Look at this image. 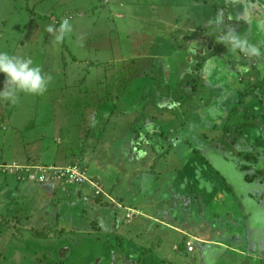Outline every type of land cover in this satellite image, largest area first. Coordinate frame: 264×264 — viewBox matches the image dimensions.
<instances>
[{
    "label": "rangeland",
    "instance_id": "1",
    "mask_svg": "<svg viewBox=\"0 0 264 264\" xmlns=\"http://www.w3.org/2000/svg\"><path fill=\"white\" fill-rule=\"evenodd\" d=\"M196 1L157 0L155 4L148 0L132 9V0H0V51L31 59L42 75L53 72L48 66L57 67L61 75L71 78L70 88L74 89L61 86L60 78L55 86L47 84L41 94L18 92L15 103L0 96V115L3 110L13 115L14 129L31 125L35 114L33 130L47 131L43 143L48 148L41 161L16 164L17 175L41 184L37 180L42 175L39 169L76 166L102 190L97 194L87 181L80 186L54 178L58 176L53 177L49 168V179L43 184L58 187L55 194L60 197L51 198L54 215L46 224L50 227L48 244L33 239L25 229H35L36 225H23L21 214L0 212V264H95L100 255L104 259L96 264H209V255L203 251L206 247L219 249L223 234L228 238L234 231H244L245 225L264 219V198L259 196V187L264 188V148L257 156L255 151H239L243 141L238 135L241 124L249 118L264 130V22H260L264 19V0H214L219 9L227 4L243 14L247 29L239 28L237 36L258 48L260 55L231 50L224 38L233 23L206 26L202 20L213 12L207 6L211 0ZM68 3L87 8L85 14L91 24V20H98L79 31L81 17L77 15L81 12H70ZM164 3L162 8L168 14L159 16L156 11L159 13ZM110 6L120 15L109 10ZM103 9L106 17L105 13L98 14ZM64 20L71 30L57 42L56 29ZM48 26L53 27L52 33ZM207 27L214 30L213 34L206 32ZM184 32L191 36H184ZM84 40L87 50L93 45L100 48L96 58L76 50ZM93 60L102 66L94 69ZM238 62L241 71L233 73ZM4 78L0 74V90ZM85 78L88 81L83 83ZM139 79L146 83L142 85ZM224 83L231 90L220 91V95L228 94L222 100L225 112L215 117L209 104ZM97 88L102 90L97 92ZM96 106L107 109L102 122L92 111ZM116 111L117 117L112 118ZM53 114L55 119L50 117ZM114 120L122 135L109 145L113 135L106 131ZM4 121L0 117V129L9 131L11 120L7 124ZM255 128L248 130L249 134L255 133ZM1 131L0 141L11 132ZM125 135L131 137L128 149L123 144L126 140H121ZM203 137L209 143L207 149L203 148ZM260 137L264 142V131ZM185 138L189 142H184ZM38 151L31 148L32 153ZM211 156L223 157L226 166H215ZM254 156L260 157L258 167L251 162ZM42 160L54 163L41 165ZM23 165L31 166L30 171H20ZM197 169L205 170L203 177L196 176ZM97 173L105 176L99 178ZM187 174L199 180L187 181ZM234 174L240 182L249 183L248 195L239 194ZM209 176L210 181L200 180ZM224 195H233V211L222 206ZM100 207H106L104 212ZM228 216L239 229L229 225ZM82 229L88 232L84 241L76 235ZM189 240L191 254L184 251ZM132 246L137 247V255L129 251ZM145 249L150 254L165 249L166 254H155L156 262L151 254L152 261L147 263V256L140 257ZM170 252L183 260H170ZM220 256L215 264L232 254L223 251Z\"/></svg>",
    "mask_w": 264,
    "mask_h": 264
},
{
    "label": "crops",
    "instance_id": "2",
    "mask_svg": "<svg viewBox=\"0 0 264 264\" xmlns=\"http://www.w3.org/2000/svg\"><path fill=\"white\" fill-rule=\"evenodd\" d=\"M150 1L152 2V0H150ZM153 1L155 4L157 3V0H153ZM198 1L201 2L203 0H197L196 3H198ZM108 3H109L108 1L105 3L106 4L105 8H107L109 6ZM146 3H148V0H132L131 7L133 9L134 5L139 6V4L145 5ZM120 4H121V2H120ZM165 5H166V3H164V5H161L159 13H157V11H156L157 15L159 14V16L160 15L165 16L168 14V12H165L162 8V6H165ZM182 5H185V4H182ZM68 6L70 9V12L75 13V15H76V12H81V14L78 13L80 15H77V16L81 17V19L79 20V23H78L79 24L78 25L79 31H85L87 24L89 26L94 25L95 22L98 20V19H96L95 21L91 20L93 23V24H91L89 22L90 16H87V13L85 14V11L88 10L87 8H85L83 6H71L70 3H68ZM207 6H211V8L213 9V12L210 11V12L206 13L208 18H205L206 20H202V21L206 22V26L216 25V24L220 23L221 26L224 27L225 24H229V22H231V23H233V28L230 27L228 34L231 33V34H235L237 36L239 28L244 29V31H246L247 27H246L245 23L242 21L245 19V17L243 16L242 13H239V10L236 11V9H231V8H234V6L231 7L230 5L222 4V8L219 9L220 7H217L219 5L216 4V1H214V0H211V3L208 4ZM91 8H93V6L90 7L89 9H91ZM109 10L116 12V9L112 6L109 7ZM130 12L131 11H129L127 13H130ZM103 13H105V17H106V10H104V9L101 10V12L99 11L98 14L102 15ZM117 14L120 15L119 12ZM169 14H171V13L169 12ZM210 14H211V16H214V18L210 19L209 18ZM236 15H238V16H236ZM82 16H84V18ZM157 19H159V18H157ZM186 21H189L191 23V21L189 19H187ZM260 22L263 23L264 19H263V21L260 20ZM231 23L229 25H232ZM209 28L210 27H207L206 32H210L213 34L214 30H212V29L209 30ZM187 35L191 36L189 33L184 32V36H187ZM107 43H109L108 39L106 40V46H109ZM81 44H82L81 45L82 48L80 46H78L76 49L77 51H78V49H80L81 50L80 53L85 54L83 56L88 57L87 55L93 54L94 57L96 58L95 55L98 54L100 48L93 45L92 50H87L86 48L88 47V45L85 42V40L82 41ZM77 51H76V53H77ZM235 53H237V52L235 51ZM235 56L238 57V55H235ZM91 62L94 65L93 66L94 69H98L99 66H102L101 64H99V62H96L94 60ZM112 64H114V63H112ZM115 64L118 65L119 63H115ZM240 64H239V62L235 64V70L233 71V73H237L239 69L241 71ZM222 67H223V69H226L225 64H223ZM47 68H48V70H53V72L52 71L48 72V75L46 73H45V75H43L45 78H47L48 87L55 86L56 83L58 82V80L60 78H62L63 83L61 86H66L71 91L74 90V89L70 88L71 84H70L69 80H71V78H69L68 75H66V76L61 75L60 71H58V68L53 67L52 65L48 66ZM0 74L2 75V73H0ZM104 78H105V72L103 73L102 80ZM86 80L88 81V78H85L83 83ZM137 81L140 82L142 85L146 83L144 79H139ZM122 82L123 81H121V83ZM225 82H227V81H225ZM86 85H87V82L85 83V86ZM230 88L231 87H229L227 85V83H224L222 88H220L218 90V92L216 93L217 96L214 97L215 100L209 104L211 107H214L213 110L215 111V117H219V116L222 117L223 113L225 112V109H223V108H224V106H226V103L222 100L228 94L222 93L220 95V91H223V90L230 91L231 90ZM101 90H102L101 88H97V92H100ZM61 93H64V90H62ZM233 93H235V92H233ZM65 94H68V93L65 92ZM86 95H87V93L85 94V96ZM149 97H148V101L151 100ZM151 101H153V100H151ZM96 103L98 104L99 102H96ZM13 106L15 107V105H13ZM104 106L105 105H103L102 107H104ZM102 107H101V109H99V107L96 106L92 110L96 116L99 115V118H100L99 122H102L103 118L104 119L106 118V110L107 109L106 108L102 109ZM254 107L258 109L257 106H254ZM216 108H218V111H216ZM257 109H255V110H257ZM116 112H117V114H116ZM116 112H115V115L112 116V118L117 117L118 111H116ZM67 114L70 115L71 118H73V116H74L73 114L71 115L68 112H66V115ZM7 116H8V118H7ZM0 117H2V119L6 120V121H4L5 123L9 119L11 120V123L9 122L10 125L9 126L7 125L10 129L9 131H7V129H4V127L2 129H0V131L2 130L1 131L2 133L3 132L8 133L11 131L10 134L7 136L6 135L3 136V134H1L3 137H2V141H0V160H1V163L3 165L8 166V169H5L4 172H0V212H3L6 210V214H9V213L21 214L19 216L20 217L19 219L21 222H23V225H28V223H29V224L36 225V228H37V229L36 228L35 229L29 228V229H25V230L26 231L29 230V232L33 235L34 240H36L38 242H42L44 245H46L49 242L47 240V234H49L48 230L50 231V227H48V225H46V224L49 221V217L54 215V214H51L53 212V203H50V202H51L52 197H60V196H56V194H55L58 191V189H57L58 187H56V186L51 187L48 184H43L45 182H42L41 183L42 185L39 183L36 184L34 182H31V183L27 182L24 175H21V174H19V176L17 175L19 170L15 169V168L17 167L16 164H22V163L30 164L33 161H41L40 157L45 152V150L48 148V144L43 143V140L46 137L47 131L45 132L43 129H39V131L33 130V128L35 127V124H36L35 114L33 117V123L31 125H29L26 128L24 127L23 129H21V127H19L18 130L14 129V127H16V125L13 122V117H14L13 115H11L7 111L3 110V115H0ZM50 117H52V119H55L54 114L52 116L50 115ZM93 121L97 122V119H94ZM193 123H195V122H193ZM2 124H3V122H0V125H2ZM69 124H71L70 121H69ZM116 124H117V120H114L113 124H109V126H107L106 133H110L113 135L111 140L109 141L110 142L109 145L114 144V137L122 135V133L117 132V128H116L117 125ZM69 126L66 124L65 128H69ZM255 127H256L255 133L249 134L248 131L243 130L244 134L239 135L241 141H243L241 143V146L239 147L240 148L239 151H241V149L248 150L247 153L250 151H252V152L255 151V156H257L258 152H260V149L264 148V145H263L264 142L261 141V137H260V135L263 133L264 130H263V128H260L257 125H255ZM153 129H154V127L152 128V130ZM3 130H5V131H3ZM249 131H251V130H249ZM130 135H132V133ZM130 135L129 136L125 135L124 136L125 139L124 138L121 139L122 141L126 140V143L123 142V144H125V145L127 144V149L130 148L128 145L131 142ZM129 138H130V140H129ZM203 138H204V140H206L205 137H203ZM194 140L196 142L198 141L195 138H194ZM194 140H193V142H194ZM140 141H142V140H140ZM184 142H189V140L185 138ZM204 142H206V144L204 145L205 147H203V148L207 149L206 147L209 145V143L206 140V141H203L202 144ZM189 144H191V142L188 143V146H189ZM50 145H51V149H53V143ZM245 146H247V148H245ZM260 146H263V147H260ZM8 147H11V148H8ZM32 147H36L37 149H39V151L37 153L36 152L32 153L31 152ZM192 148H194V147H192ZM202 149H200V150H202ZM55 153L57 154V149H56ZM255 156L252 158L253 161H251V162L256 163V166L258 167L259 164H258L257 160H259L260 157H255ZM211 157L216 160L215 166L221 165L222 168H224L226 166L225 160H224V162L222 160L223 157H221V159L219 157H213V156H211ZM226 158H228V157H226ZM221 160H222V162H221ZM42 161H43L42 163L40 162L41 165H52L54 163L53 161L51 162V160H45V162H44V160H42ZM11 163H15V164L11 165ZM23 166H24L23 169H21L20 171H24V172L30 171L29 168H31V166H29V167H28V165L27 166L23 165ZM213 166L214 165H212L211 167H213ZM111 170H112V168H110L109 171H111ZM24 172H22V173H24ZM40 172L41 173L46 172V170H40ZM201 172H203V173H201ZM204 172H205L204 169H197L196 176L203 177ZM101 173H105V171H101ZM45 174H47V173H45ZM97 174H98L97 177H99V178L105 176L104 174H99V173H97ZM196 176H195L196 179H194L191 175L187 174L186 175L187 181H190L191 179L193 180V182H195V180L198 181L199 179ZM234 176L235 177H233V178H235V179L233 181L236 182V179H237V182L235 184H238L237 190H238L239 194L241 192V193H245L246 195H248L246 192L248 190L249 183L247 184L243 181L240 182L237 175L234 174ZM210 177L211 176H209L205 179H200V180L210 181L211 180ZM87 182L90 183L89 184L90 186L94 187V185H92V183L89 180ZM85 183H83V184H85ZM82 185H80V186H82ZM95 186L99 187L97 184ZM81 190H82L81 191L82 194L85 193V188H82ZM259 190H260L259 192L261 194V195L259 194V196L264 198V188L259 187ZM91 191H92V189H91ZM101 192H102V190H101ZM231 196H233V195H231ZM231 196L230 195H227V196L224 195V197H222V202H223L222 206L223 207L227 206V208H229L233 211V209H232L233 200H232ZM255 204H257V203L253 202V205H255ZM261 204H263L262 210L264 211V201H262ZM119 208L120 207H118V209ZM18 209H20V210H18ZM104 209H106V207H104V208L100 207V210H101L100 212H104ZM249 209H251V207H249ZM234 214H235V212L232 213V215H234ZM103 217H105V216H103ZM229 217L230 216H228V218ZM6 220H7V218H6ZM15 221H17V218L15 219ZM103 221H105V219ZM99 222H101V221L99 220ZM228 222H229V225H236V227L234 229H236V230L239 229L238 228L239 226H237L238 224L235 222L234 219L229 218ZM248 223H249V221H248ZM224 225H228V224H224ZM83 226H80V227H83ZM168 227L175 229L170 225H168ZM244 227H245L244 231H239V232L234 231V233L232 235L230 234L227 236L228 238L224 237V234H223L222 239L219 242V243H221V245H220L221 248L216 249L215 247H211V246L206 247L203 250L207 256L209 255V258H207L206 262L210 260L209 264L217 263L221 257L220 255L224 251V252H231L232 256H230V257L227 256L226 257L227 259L226 258L222 259L220 264H243L244 262H246V263L248 262V264H264V219L261 222L255 221V222H252V224L245 225ZM5 229H10V228L6 227ZM5 229H3V230H5ZM53 230H54V228H53ZM83 230L84 229H82L81 232L76 233V235H77L78 239L83 237V241H84L85 235L88 232L83 231ZM21 232H23V231H21ZM251 239H255V240L252 243H250ZM36 241H34V242H36ZM248 243H250V244L247 246ZM141 245L143 246V244H141ZM64 246H68V245H64ZM63 248L65 249L66 247H63ZM118 250L121 251L122 248L120 247ZM129 251H131V253L134 252L133 254L137 255L138 250H137V247L132 246L129 248ZM146 251H147V249H145V252ZM184 251L187 254H191L193 252V249H192V251H188L186 249V246H185ZM151 254H153V261L156 262V260H155L156 255L161 257V256L166 254V251H165V249H161L158 251H153V253H151ZM151 254H150V252H146L145 255H140V257L147 256L146 262L148 263L149 261H152L151 260ZM168 257L170 260H176V262H178V261L180 262L184 258L175 252H170ZM212 257H213V259H212ZM103 259H104L103 256L100 255L99 258L96 260L95 264L98 263L99 261H102ZM87 262L90 263L91 260H87ZM128 264H132V263H128ZM144 264H146V263H144Z\"/></svg>",
    "mask_w": 264,
    "mask_h": 264
},
{
    "label": "clouds",
    "instance_id": "3",
    "mask_svg": "<svg viewBox=\"0 0 264 264\" xmlns=\"http://www.w3.org/2000/svg\"><path fill=\"white\" fill-rule=\"evenodd\" d=\"M70 30L71 27L68 20L62 21L59 28L56 29L58 32L55 36L56 41H62L65 33ZM47 31L52 33L54 29L52 26H48ZM224 39L231 45V50L233 51L239 49L241 52L260 55L258 48L247 44L246 40L235 34L230 33ZM0 73L4 74L5 77L0 96L11 103L16 102L18 92L41 94L46 90L47 80L41 74L40 67L32 66L31 59L18 58L7 52L0 51Z\"/></svg>",
    "mask_w": 264,
    "mask_h": 264
},
{
    "label": "built area",
    "instance_id": "4",
    "mask_svg": "<svg viewBox=\"0 0 264 264\" xmlns=\"http://www.w3.org/2000/svg\"><path fill=\"white\" fill-rule=\"evenodd\" d=\"M49 168L52 170V172L54 173L53 177L58 176V177H54V178H61L67 182V183H74V184H83L85 183V181H88V178L86 177V174L83 170H81L80 168L76 167V166H69L67 168H54V167H44L43 169H39V170H46V172H42V175H40L39 177L37 176V180L39 182H46L49 177L48 174H50V172L48 171ZM5 169H8V166L5 165H0V172H4ZM55 171V172H54ZM47 173V174H45ZM92 183V182H91ZM92 185H94V189L96 191V193H100L101 189L97 186H95V183H92ZM186 249L188 251H192L193 246L191 245V241H187L186 243Z\"/></svg>",
    "mask_w": 264,
    "mask_h": 264
},
{
    "label": "trees",
    "instance_id": "5",
    "mask_svg": "<svg viewBox=\"0 0 264 264\" xmlns=\"http://www.w3.org/2000/svg\"><path fill=\"white\" fill-rule=\"evenodd\" d=\"M253 127H255V123L252 120H250V118H249L246 122L241 124V129L242 130H240L238 132V135H240V134L243 135L244 134L243 130L248 131V130H251Z\"/></svg>",
    "mask_w": 264,
    "mask_h": 264
}]
</instances>
